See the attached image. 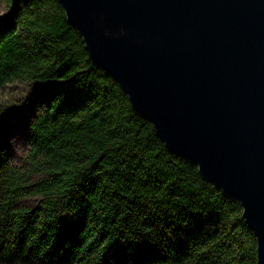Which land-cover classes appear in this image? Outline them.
<instances>
[{"label": "trees", "instance_id": "1", "mask_svg": "<svg viewBox=\"0 0 264 264\" xmlns=\"http://www.w3.org/2000/svg\"><path fill=\"white\" fill-rule=\"evenodd\" d=\"M0 5V86L37 105L20 163L0 107V262L258 264L241 202L166 146L59 0Z\"/></svg>", "mask_w": 264, "mask_h": 264}, {"label": "water", "instance_id": "2", "mask_svg": "<svg viewBox=\"0 0 264 264\" xmlns=\"http://www.w3.org/2000/svg\"><path fill=\"white\" fill-rule=\"evenodd\" d=\"M166 146L238 199L264 264V0H59Z\"/></svg>", "mask_w": 264, "mask_h": 264}, {"label": "rangeland", "instance_id": "3", "mask_svg": "<svg viewBox=\"0 0 264 264\" xmlns=\"http://www.w3.org/2000/svg\"><path fill=\"white\" fill-rule=\"evenodd\" d=\"M3 10V6L0 5V13ZM30 90V84L21 82L7 83L0 86V107L8 112V119L11 121L7 127L8 139L10 148L16 155V162L18 163L29 151L28 127L37 111V105L31 97ZM10 107L13 108L10 109ZM27 198L24 203L33 204L35 202L34 197ZM0 264L5 263L0 262Z\"/></svg>", "mask_w": 264, "mask_h": 264}]
</instances>
